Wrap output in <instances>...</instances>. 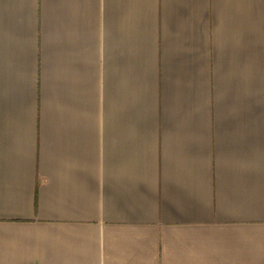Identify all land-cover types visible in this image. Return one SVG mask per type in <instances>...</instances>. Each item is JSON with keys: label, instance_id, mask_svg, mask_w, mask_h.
<instances>
[{"label": "crops", "instance_id": "obj_1", "mask_svg": "<svg viewBox=\"0 0 264 264\" xmlns=\"http://www.w3.org/2000/svg\"><path fill=\"white\" fill-rule=\"evenodd\" d=\"M0 264H264V0H0Z\"/></svg>", "mask_w": 264, "mask_h": 264}]
</instances>
